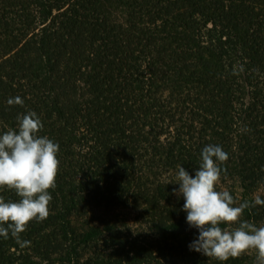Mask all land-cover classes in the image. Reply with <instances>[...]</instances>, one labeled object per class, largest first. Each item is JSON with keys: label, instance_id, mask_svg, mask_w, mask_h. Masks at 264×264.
Instances as JSON below:
<instances>
[{"label": "trees", "instance_id": "16d2710c", "mask_svg": "<svg viewBox=\"0 0 264 264\" xmlns=\"http://www.w3.org/2000/svg\"><path fill=\"white\" fill-rule=\"evenodd\" d=\"M32 111L59 144L56 186L28 246L0 236V264H257L190 250L173 189L214 144L217 190L264 199V0H0V135Z\"/></svg>", "mask_w": 264, "mask_h": 264}, {"label": "clouds", "instance_id": "9594fccd", "mask_svg": "<svg viewBox=\"0 0 264 264\" xmlns=\"http://www.w3.org/2000/svg\"><path fill=\"white\" fill-rule=\"evenodd\" d=\"M8 104L22 105L23 100L19 96L9 98ZM17 120V129L0 135V188L14 190L20 197L18 202H5L0 197V236L8 239L10 232L23 248L30 244L20 238L27 225L49 216V189L56 186L60 161L59 144L39 135L43 123L37 113L28 112ZM228 158L221 146L209 144L201 152L194 176L179 164L176 166L174 184H179V188H174L173 194L184 198L186 221L199 232L189 245L190 250L221 262L255 250L257 264H264V226L240 220L245 209L264 205V199L256 196L251 204L234 206L229 191L217 190L222 171L219 165ZM221 224L238 226L222 229Z\"/></svg>", "mask_w": 264, "mask_h": 264}, {"label": "rangeland", "instance_id": "374dc122", "mask_svg": "<svg viewBox=\"0 0 264 264\" xmlns=\"http://www.w3.org/2000/svg\"><path fill=\"white\" fill-rule=\"evenodd\" d=\"M223 190H226V187L223 188ZM262 191V190H261ZM264 193V190H263ZM257 227H261L264 226V221L262 223H259L258 225H256ZM234 228L235 225H230V228ZM246 256H248V258L256 260V255L257 253L255 252V250H249L248 252L244 253ZM256 262V261H255Z\"/></svg>", "mask_w": 264, "mask_h": 264}]
</instances>
